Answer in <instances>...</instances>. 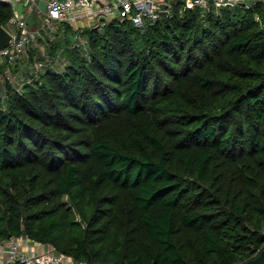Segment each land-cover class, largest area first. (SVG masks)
<instances>
[{
  "label": "trees",
  "instance_id": "trees-1",
  "mask_svg": "<svg viewBox=\"0 0 264 264\" xmlns=\"http://www.w3.org/2000/svg\"><path fill=\"white\" fill-rule=\"evenodd\" d=\"M12 14L0 3V27ZM79 31L87 51L54 39L62 67L0 95V239L26 234L99 264L256 257L263 5L179 0L147 27L114 18Z\"/></svg>",
  "mask_w": 264,
  "mask_h": 264
},
{
  "label": "built area",
  "instance_id": "built-area-1",
  "mask_svg": "<svg viewBox=\"0 0 264 264\" xmlns=\"http://www.w3.org/2000/svg\"><path fill=\"white\" fill-rule=\"evenodd\" d=\"M42 0H0L12 6L13 14L7 29L12 34L9 44L0 49V73L8 71L17 64L25 63V57L31 56L32 49L38 48L40 58L36 63L38 72L46 66L49 60L47 47L54 39L60 40L67 36L65 28L73 27V45L88 43V39L80 34L83 28L100 25L106 20L119 18L147 27L158 21L166 9L173 12V5L179 0H46L47 6L41 5ZM186 8L199 7L208 11L213 4L217 7L235 6L244 3L251 7L264 0H180ZM162 2L167 3L163 8ZM23 3V13L19 5ZM32 14L34 23L27 21V15ZM104 17V19H103ZM260 18V17H259ZM78 30L76 33L74 31ZM63 31V32H62ZM62 32V33H61ZM47 37L44 42V38ZM61 54V52H59ZM8 244H0V264H99L88 260H78L73 255L60 251L55 245L38 243L26 234L11 237Z\"/></svg>",
  "mask_w": 264,
  "mask_h": 264
},
{
  "label": "rangeland",
  "instance_id": "rangeland-1",
  "mask_svg": "<svg viewBox=\"0 0 264 264\" xmlns=\"http://www.w3.org/2000/svg\"><path fill=\"white\" fill-rule=\"evenodd\" d=\"M68 37H69V39H71L72 33L67 34L66 38L64 39L66 41H63L66 44V46H68L67 45V43L69 41V40H67ZM46 39H47V37L44 38L43 43H46V41H45ZM83 47L85 48V51H87L88 43L87 44L85 43ZM47 49H48V53H49L50 57H49V60L46 62V65L50 64V65L62 67L63 64L61 65L60 62H57V61L55 62V58H53L51 56L52 54H50L49 46L47 47ZM30 53H31V56L29 55V56L25 57V59H26L25 65L21 66L20 64H17V65H14L13 67H11L8 71H6L5 69L1 70V73H0V95L4 96V93L6 91L4 86L6 83H10L14 87H18V88L20 87L21 88L25 85L26 82L33 80L34 75L36 74V72H38L37 66H35V65L37 62L40 61V60H38V57L40 58V55L38 52V48H35V47L32 49V52H30ZM31 57H33V58H31ZM32 59H35V60H32ZM2 85H3V88H2ZM9 239L1 238L0 244L1 245L2 244H8L10 242Z\"/></svg>",
  "mask_w": 264,
  "mask_h": 264
},
{
  "label": "water",
  "instance_id": "water-1",
  "mask_svg": "<svg viewBox=\"0 0 264 264\" xmlns=\"http://www.w3.org/2000/svg\"><path fill=\"white\" fill-rule=\"evenodd\" d=\"M244 4V3H242ZM41 5L46 8L47 6V1L46 0H42L41 1ZM162 6L163 8H166L167 7V3L166 2H162ZM23 8H24V5L23 3H21L19 5V11L20 13H23ZM168 14V11L166 9H163L162 10V15H167ZM104 19V17H103ZM27 21L30 23V24H33L34 23V17L33 15L30 13L27 15ZM12 39V34L10 33V31L7 29L6 26H1L0 27V49L7 46L9 44V42L11 41ZM240 264H264V249L256 256V257H253L247 261H244Z\"/></svg>",
  "mask_w": 264,
  "mask_h": 264
},
{
  "label": "crops",
  "instance_id": "crops-1",
  "mask_svg": "<svg viewBox=\"0 0 264 264\" xmlns=\"http://www.w3.org/2000/svg\"><path fill=\"white\" fill-rule=\"evenodd\" d=\"M64 30H65L64 32H66V33L68 32L67 34H69V33H71L74 29H73V27H72V28L67 27V28H65ZM62 32H63V31H62ZM62 32H61V33H62ZM20 65L23 66V65H25V63L20 64Z\"/></svg>",
  "mask_w": 264,
  "mask_h": 264
}]
</instances>
